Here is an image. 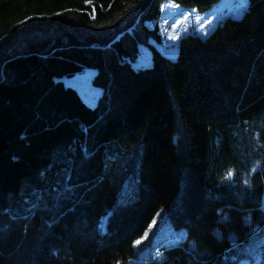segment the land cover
<instances>
[{"label":"trees","instance_id":"trees-1","mask_svg":"<svg viewBox=\"0 0 264 264\" xmlns=\"http://www.w3.org/2000/svg\"><path fill=\"white\" fill-rule=\"evenodd\" d=\"M166 1L0 0V264H264V0L174 57Z\"/></svg>","mask_w":264,"mask_h":264},{"label":"rangeland","instance_id":"rangeland-1","mask_svg":"<svg viewBox=\"0 0 264 264\" xmlns=\"http://www.w3.org/2000/svg\"><path fill=\"white\" fill-rule=\"evenodd\" d=\"M247 0H224L218 8L212 9L206 14L200 15L194 11H187L176 6L171 1H166L163 15L157 22L161 44L156 45L164 55H175L179 40L188 35L206 38L223 21L227 14L234 18H240L246 10ZM151 61V52L145 46L140 47V56L135 64L143 66ZM95 71L85 69L75 74L72 78H64L77 89L82 98L92 107L97 104L101 95L100 89L92 85ZM152 232L151 248L159 252L162 248L179 246L187 236L184 228H176L170 220H162L157 217L148 227L145 237ZM151 233V234H152ZM139 244H136V248Z\"/></svg>","mask_w":264,"mask_h":264},{"label":"snow or ice","instance_id":"snow-or-ice-1","mask_svg":"<svg viewBox=\"0 0 264 264\" xmlns=\"http://www.w3.org/2000/svg\"><path fill=\"white\" fill-rule=\"evenodd\" d=\"M140 243H141V241H139V240H138V241H136V244H140Z\"/></svg>","mask_w":264,"mask_h":264}]
</instances>
